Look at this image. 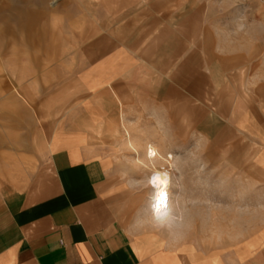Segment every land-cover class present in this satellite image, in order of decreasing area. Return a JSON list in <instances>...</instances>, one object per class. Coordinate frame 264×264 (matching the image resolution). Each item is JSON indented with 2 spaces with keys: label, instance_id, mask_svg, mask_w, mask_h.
I'll return each instance as SVG.
<instances>
[{
  "label": "rangeland",
  "instance_id": "374dc122",
  "mask_svg": "<svg viewBox=\"0 0 264 264\" xmlns=\"http://www.w3.org/2000/svg\"><path fill=\"white\" fill-rule=\"evenodd\" d=\"M255 105L264 0H0V207L64 140L103 165L135 213L158 219L204 199L210 227L235 219L247 236L264 215ZM149 142L174 156L158 177L139 159Z\"/></svg>",
  "mask_w": 264,
  "mask_h": 264
},
{
  "label": "crops",
  "instance_id": "0c3cea01",
  "mask_svg": "<svg viewBox=\"0 0 264 264\" xmlns=\"http://www.w3.org/2000/svg\"><path fill=\"white\" fill-rule=\"evenodd\" d=\"M248 121L251 143L264 151V106L251 108ZM127 144L137 150L130 136ZM52 150L36 182L0 207V264H264V215L244 237L235 219L232 230L219 227L220 216L210 227L204 199H181L183 210L145 217L126 190L113 191L101 163L64 140ZM139 159L158 177L174 156L149 142Z\"/></svg>",
  "mask_w": 264,
  "mask_h": 264
},
{
  "label": "snow or ice",
  "instance_id": "6c2138e0",
  "mask_svg": "<svg viewBox=\"0 0 264 264\" xmlns=\"http://www.w3.org/2000/svg\"><path fill=\"white\" fill-rule=\"evenodd\" d=\"M154 155V153H152ZM153 184H155V180L152 181ZM166 187V185H165ZM167 197H168V193L167 192H163L161 194V196L159 197V199L162 201V202H166L167 201Z\"/></svg>",
  "mask_w": 264,
  "mask_h": 264
}]
</instances>
